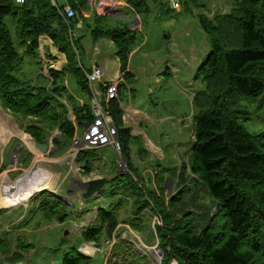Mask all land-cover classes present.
Masks as SVG:
<instances>
[{
    "label": "trees",
    "instance_id": "16d2710c",
    "mask_svg": "<svg viewBox=\"0 0 264 264\" xmlns=\"http://www.w3.org/2000/svg\"><path fill=\"white\" fill-rule=\"evenodd\" d=\"M122 1L143 21L158 17L157 6L163 14L165 4L164 0ZM56 2L57 5L52 0H0V104L19 122L29 121L20 128L38 143L49 145L52 138L56 147L53 156H62L75 142L70 111L76 115L81 132L96 119L87 74L94 65L87 68L84 64V38L90 34L93 42L103 37L114 42L126 82L135 80L128 70L130 54L144 41L141 32L127 23L112 26L104 22L106 16L96 11L91 17L84 16L82 12L90 9L89 0ZM186 3L196 8L205 6L203 0ZM66 5L74 9L75 16L63 14ZM198 18L210 50L198 73L205 88L198 90L193 100L198 112L194 115L195 140L189 168L194 176L191 183L212 198L216 211L189 198L186 184L179 185L168 201L161 183L169 175L164 176L163 167L164 179L156 174L159 193L139 185L132 172L119 174L117 164V173L103 192L110 201L120 196L119 206L133 199L129 200L134 206L133 226H142L148 215L159 219L161 224H155L150 237L158 241L162 264H264V131L256 133L249 127L253 121L249 106L261 98L259 107L264 97V0H235L229 12L213 18L201 13ZM42 35H47L65 54L66 62L61 70L49 68L48 75L40 66L34 78L26 73L25 59L35 57L36 63L42 65ZM125 81L118 85L119 98L107 103L108 85L101 88L103 108L112 116L121 155L129 166L131 129L124 127L120 106L127 89ZM71 83L77 85L83 101L70 92ZM56 130L58 136H52ZM99 154L97 148L78 155L79 161L86 163L87 174ZM19 155L26 166L33 160L26 150L21 149ZM6 167L4 164L0 171ZM33 205L47 221L62 224L71 216L68 204L48 191L34 198ZM113 206L98 211L96 225L83 230V241L97 243L102 232L112 231L117 223ZM124 244L127 243L119 244V248L131 246ZM79 246H73L61 264L91 262L78 252ZM3 251L7 248L0 239V253ZM127 254L136 256L131 251ZM117 262L125 264L124 259Z\"/></svg>",
    "mask_w": 264,
    "mask_h": 264
},
{
    "label": "rangeland",
    "instance_id": "374dc122",
    "mask_svg": "<svg viewBox=\"0 0 264 264\" xmlns=\"http://www.w3.org/2000/svg\"><path fill=\"white\" fill-rule=\"evenodd\" d=\"M106 1L89 0L90 9L82 13L84 16L86 13L91 16L96 11L120 18L127 13L117 9L118 6L109 0L107 1L109 4ZM203 1L205 6L196 8L192 4H187L186 0H164L163 14L157 6L155 11L158 12V17L154 20L150 18L143 21L134 12L129 17L131 22L128 26L133 30H139L144 41L138 51L143 49L145 54L144 56L137 54L132 63L137 65L140 62L142 68L148 70L146 76L130 83V90L126 92L122 101L124 106L132 105L134 109L129 111L128 115L130 131H132L130 133L131 163L127 160L128 165L132 166L130 171L122 156L108 145L98 148L101 154L96 161H92L91 172L87 174L86 163L80 162L78 155L97 148H86L87 141L84 136L87 129L81 132L76 115L72 111L69 116L76 129L75 142L62 156H53L56 147L52 138L49 152L46 154L30 147L25 142H31L30 136L20 128L21 124L27 125L29 121L19 122L0 104V169L7 164V167L0 171V184H2L0 197H4L5 187L12 186L16 180L17 182L25 180V176L33 172L38 164L54 174L52 190L43 189L26 201L2 204L0 200V239L7 248V251L0 253V264H61L65 254L78 244H80L78 252L91 259V262L86 264H121L117 260L122 259L125 260V264H162L163 253L159 250L158 241L156 237H150L155 224H161L159 219L148 215L142 226H133L131 219L134 206L129 201L133 199L119 206L117 203L120 196L112 201L105 198L103 190L108 187V181L117 173L114 171L115 164L119 174L132 172L139 185H144L147 190L154 189L158 193L161 190L156 174L160 173L161 176V167H163L166 171L164 176L169 175L161 183L168 201L178 192L179 185L186 184L189 191L191 189L187 196L193 197L195 203L215 208L212 206L214 204L212 198L195 189L191 183L194 176L189 168L195 140L194 115L198 112L193 100L197 91L205 88L206 83L198 73L210 50L208 36L200 26L198 15L203 13L213 18L218 13L229 12L235 0ZM177 2L180 6H175ZM100 4L106 6L99 7ZM83 44L88 45L90 57L97 58V45L89 34L84 38ZM43 45L42 41V47L40 45L42 65L36 63L35 57L25 59L26 73L34 78L40 66L48 75L49 66L61 70L60 68L65 64V60L60 61L57 56L51 60L47 58L45 61L44 55L50 52V46ZM103 46H106L105 43ZM111 52L113 48L106 51V53ZM84 64L90 68L91 62L85 58ZM139 71L140 69L137 72ZM70 90L71 93L73 91L76 93L73 94L77 99L83 101L76 84L71 83ZM260 101L261 98L258 102ZM258 102L249 106L253 119L249 127L256 133L264 131V97L259 107ZM143 113H147V126L143 123ZM52 136H58V131H54ZM21 149L36 154L28 166L21 164L19 155ZM134 171H137L141 177ZM96 178H106L108 183L101 192L85 200L82 187L89 180ZM161 178L164 179L162 176ZM47 191L68 204L71 216L66 222L61 224L58 220L47 221L36 210L33 199ZM195 191H197L196 195ZM158 196L162 195L158 194ZM111 202L115 205L113 210L116 214V225L111 232H102L97 243H86L82 238L83 230L95 226L98 211L107 207L112 208ZM198 215L202 216V213ZM123 243L131 246L119 248ZM127 251H131L136 256L127 254ZM172 264L177 263L172 262Z\"/></svg>",
    "mask_w": 264,
    "mask_h": 264
},
{
    "label": "crops",
    "instance_id": "0c3cea01",
    "mask_svg": "<svg viewBox=\"0 0 264 264\" xmlns=\"http://www.w3.org/2000/svg\"><path fill=\"white\" fill-rule=\"evenodd\" d=\"M109 1L112 2V4H115V6L117 5L118 6L117 9L127 11V13H125L124 16L121 17V18L120 17H116V16L111 15V14L110 15L109 14H106V15H104V16H106L104 18V22L105 23H109L112 26H117V25H122V24H126V23L128 24V23H130L131 21L129 20V17L132 16L131 15L132 11L128 7L127 3L124 2V1H122V0H109ZM100 6H106V5L100 4L99 7ZM105 10H107V7L105 8ZM118 13H119V11H118ZM85 15L87 17H91L92 16V15L90 16L89 13H86ZM78 25L79 26H82L81 23H79ZM75 34H77V33H75ZM90 38H91V35H90ZM40 41H41L40 42L41 43V47H42V41L44 43L43 46H45V45L50 46L49 47L50 52H47L44 55V58H45L44 60L45 61L47 60V58H48V60H51V59H53L54 56H57V57H59L60 61L65 60V62H66V56H65V54L59 52L58 48L53 45V41L47 35H42L40 37ZM104 43H105L106 46H103ZM143 43H141L140 45H138L131 52V54H130V60H129L128 70H130L135 75V80L132 81V82H135L136 79L138 80V79H140V77L146 76L148 74V70L147 69H143L142 66H141L142 64L140 62H138L137 65H135L134 63H132V61L135 59V56L137 54H140L142 56L145 55L144 52H143V49H142V51H138L140 49V47L143 45ZM94 44L97 45V54H98L97 58L90 57V53L88 51V45H84L85 54H84V57L83 58L84 59L86 58V59H88V61L91 62L90 67H92L95 64H98V65H100L103 68V77H102V80L97 84V89L100 92V96H98V97L103 100L104 95H102V92H103L102 90L103 89L101 88V85L104 86V85H108V84H112L113 83V84L117 85V89H118L119 83H121L122 81H125L124 80L125 78L123 77V73L120 70L121 64H120L119 56L116 53V49H115L114 42L112 40H110L109 38L103 37L99 41L94 42ZM112 48H113V52L106 53V51H110ZM40 54H41V50H40ZM47 55H49V56H47ZM62 67H63V65H62ZM49 68H53V66L51 65V66H49ZM144 68H145V66H144ZM152 68H154V65H152ZM60 69H62V68H60ZM139 69H140V71L137 72ZM48 71H49V69H48ZM145 71H146V73H145ZM140 72L142 73V75H141ZM125 83H126V87H127V89H126V92H127V91L130 90L129 85H130L131 82H126L125 81ZM67 85H68V83H67ZM126 92H125V95L123 96V99L126 96ZM94 96H96V94ZM115 98H119V92H118V95ZM108 100L109 99L106 96V103L108 102ZM122 101L123 100L120 101V106H121L122 113H123L122 118H123L124 127L125 128H130V121L128 119V115H129V111L131 112L134 109H133V106L132 105H128L127 104L126 106H124L123 103H122ZM143 118H144V122L143 123L145 124L144 126H147V113H143ZM137 134H140V133H137ZM135 136H138V135L135 134ZM28 152L30 154H32L33 157H34V155H36L33 152L32 153L30 151H28Z\"/></svg>",
    "mask_w": 264,
    "mask_h": 264
},
{
    "label": "built area",
    "instance_id": "2783aa9c",
    "mask_svg": "<svg viewBox=\"0 0 264 264\" xmlns=\"http://www.w3.org/2000/svg\"><path fill=\"white\" fill-rule=\"evenodd\" d=\"M18 1L22 2L23 0ZM52 1L54 5H57L56 0ZM175 6H179V4L176 3ZM63 14L66 17L71 18L75 16V11L73 8H71V6L66 5L63 9ZM87 74L93 95L96 94V96L93 97V107L95 110L96 119L93 124L87 127L84 136L85 140L87 141L86 148L94 149L111 145L112 148L121 155V148L113 125L112 116L109 112L104 110L102 99L98 97L100 96V92L97 89V84L102 80L103 68L98 64H95L92 67V70ZM117 92V85L113 83L108 84L106 90V96L108 99L116 97ZM123 160H125V158H123Z\"/></svg>",
    "mask_w": 264,
    "mask_h": 264
},
{
    "label": "bare ground",
    "instance_id": "6f19581e",
    "mask_svg": "<svg viewBox=\"0 0 264 264\" xmlns=\"http://www.w3.org/2000/svg\"><path fill=\"white\" fill-rule=\"evenodd\" d=\"M31 142L25 141L30 147L34 146L32 137ZM37 149V148H36ZM29 173V172H28ZM35 181V182H34ZM54 174L44 170L41 165H37L33 172L25 176L20 182L14 183L10 187H5L4 197H0L2 204L14 201H26L43 189H54ZM2 184H0V187ZM42 189V190H41Z\"/></svg>",
    "mask_w": 264,
    "mask_h": 264
},
{
    "label": "water",
    "instance_id": "95a60500",
    "mask_svg": "<svg viewBox=\"0 0 264 264\" xmlns=\"http://www.w3.org/2000/svg\"><path fill=\"white\" fill-rule=\"evenodd\" d=\"M87 127H89V124H86L85 128L87 129ZM32 140H33L34 146L37 148L38 151H40L43 154H46L47 152H49V149H50L49 145L40 144L36 140H34L33 138H32ZM17 181L18 180H16L15 182H17ZM106 183H107L106 178H96L93 180H89L87 183H85L84 187H82L83 198L85 200H88L91 197H93L94 195L98 194L99 192L102 191V189L104 188ZM96 246L100 247V245H96Z\"/></svg>",
    "mask_w": 264,
    "mask_h": 264
}]
</instances>
